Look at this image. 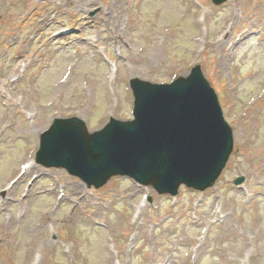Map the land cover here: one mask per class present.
Returning a JSON list of instances; mask_svg holds the SVG:
<instances>
[{"label": "rangeland", "instance_id": "1", "mask_svg": "<svg viewBox=\"0 0 264 264\" xmlns=\"http://www.w3.org/2000/svg\"><path fill=\"white\" fill-rule=\"evenodd\" d=\"M197 63L234 130L213 187L96 189L35 162L55 117L131 119V77ZM0 264H264V0H0Z\"/></svg>", "mask_w": 264, "mask_h": 264}, {"label": "water", "instance_id": "2", "mask_svg": "<svg viewBox=\"0 0 264 264\" xmlns=\"http://www.w3.org/2000/svg\"><path fill=\"white\" fill-rule=\"evenodd\" d=\"M225 0H214L220 4ZM133 120L114 117L90 132L78 117L54 119L40 136L36 161L67 168L88 186L99 188L121 174L177 194L181 184L212 186L233 150L231 126L201 66L172 83L134 77ZM244 177H238L236 184Z\"/></svg>", "mask_w": 264, "mask_h": 264}, {"label": "bare ground", "instance_id": "3", "mask_svg": "<svg viewBox=\"0 0 264 264\" xmlns=\"http://www.w3.org/2000/svg\"><path fill=\"white\" fill-rule=\"evenodd\" d=\"M224 36H226V34H225ZM223 41H224V40H223ZM27 165H28V166H27L26 172H27L28 170H29V171H30V170H33L34 167H35L33 164H27ZM26 172H25V173H26Z\"/></svg>", "mask_w": 264, "mask_h": 264}]
</instances>
